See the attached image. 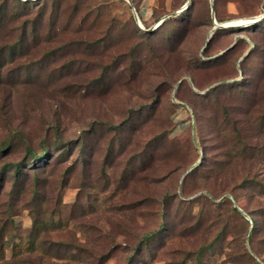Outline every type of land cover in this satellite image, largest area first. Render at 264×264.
<instances>
[{
    "label": "rangeland",
    "instance_id": "rangeland-1",
    "mask_svg": "<svg viewBox=\"0 0 264 264\" xmlns=\"http://www.w3.org/2000/svg\"><path fill=\"white\" fill-rule=\"evenodd\" d=\"M30 2L0 0V264H264V0Z\"/></svg>",
    "mask_w": 264,
    "mask_h": 264
},
{
    "label": "trees",
    "instance_id": "trees-1",
    "mask_svg": "<svg viewBox=\"0 0 264 264\" xmlns=\"http://www.w3.org/2000/svg\"><path fill=\"white\" fill-rule=\"evenodd\" d=\"M14 2H17V3H19V4H22V5H29V7L30 6H33V3L32 2H30V0H28V1H24V0H13ZM19 14V13H18ZM137 14H138V17H139V19L141 18V14L139 13V12H137ZM31 26L28 24V25H25V24H22L21 25V29H20V31L21 32H24L25 33V31H27L29 28H30ZM33 27V26H32ZM139 30V29H138ZM21 42V37H17V39H16V41L14 42V43H11V44H6L5 45V48L7 49V48H13L14 46H19L20 43ZM47 154V152H45L44 153V155H46ZM15 169V175H18L19 174V168L18 167H15L14 168Z\"/></svg>",
    "mask_w": 264,
    "mask_h": 264
},
{
    "label": "water",
    "instance_id": "water-1",
    "mask_svg": "<svg viewBox=\"0 0 264 264\" xmlns=\"http://www.w3.org/2000/svg\"><path fill=\"white\" fill-rule=\"evenodd\" d=\"M135 18H136V17H135ZM263 19H264V14L261 15V16H259V18H256V19H254V20H250V22L244 24V26H246V25H252V24H254V23L260 22V21L263 20ZM136 20H138V19L136 18ZM136 20H135V21H136ZM136 22H137V21H136ZM217 27H221V28H223L224 26L220 25V26H217ZM225 27H226V26H225Z\"/></svg>",
    "mask_w": 264,
    "mask_h": 264
},
{
    "label": "bare ground",
    "instance_id": "bare-ground-1",
    "mask_svg": "<svg viewBox=\"0 0 264 264\" xmlns=\"http://www.w3.org/2000/svg\"><path fill=\"white\" fill-rule=\"evenodd\" d=\"M251 20H254V19H251ZM245 22L248 23V22H250V20H246ZM246 23H242L241 25L244 26V24H246ZM239 26H240V25H239Z\"/></svg>",
    "mask_w": 264,
    "mask_h": 264
}]
</instances>
